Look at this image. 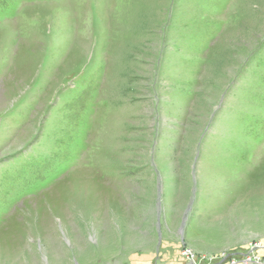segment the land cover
I'll list each match as a JSON object with an SVG mask.
<instances>
[{
    "label": "rangeland",
    "instance_id": "374dc122",
    "mask_svg": "<svg viewBox=\"0 0 264 264\" xmlns=\"http://www.w3.org/2000/svg\"><path fill=\"white\" fill-rule=\"evenodd\" d=\"M184 250L264 264V0H0V264Z\"/></svg>",
    "mask_w": 264,
    "mask_h": 264
},
{
    "label": "built area",
    "instance_id": "2783aa9c",
    "mask_svg": "<svg viewBox=\"0 0 264 264\" xmlns=\"http://www.w3.org/2000/svg\"><path fill=\"white\" fill-rule=\"evenodd\" d=\"M254 249H256V247L254 248ZM182 255L185 257V258H187L188 260H190L192 263H195L196 264V262L194 261V257H193V253L190 251V250H184L183 252H182ZM260 259V258H259ZM248 260H251L250 258H247L246 260H242V261H248ZM233 264L234 263H236L235 262V260H234V262H232Z\"/></svg>",
    "mask_w": 264,
    "mask_h": 264
}]
</instances>
